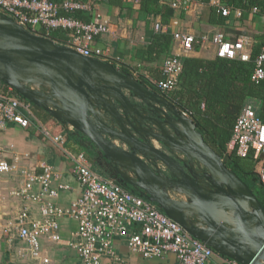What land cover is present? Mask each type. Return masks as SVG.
<instances>
[{"label":"built area","instance_id":"built-area-1","mask_svg":"<svg viewBox=\"0 0 264 264\" xmlns=\"http://www.w3.org/2000/svg\"><path fill=\"white\" fill-rule=\"evenodd\" d=\"M98 0H65L62 8L68 12L88 10L93 13ZM140 2V0H132ZM195 0H175L172 6L188 10ZM0 9L16 22L32 33L41 35L47 31L62 29L69 35L66 44L85 56L96 57L112 62L109 48L96 43L98 37L109 32V26L95 20L85 21L74 15H61L60 5L51 0H0ZM218 13L223 16L242 17L244 10L216 2ZM251 12L258 14L259 9L252 7ZM161 30V24L155 25ZM176 49L163 64L165 78L158 82L162 96L177 88L182 71V57L189 54L196 46L210 41L216 47V55L248 61L252 54V39L243 35L231 40L224 32H217L209 37L196 36L193 33L175 31ZM255 83L264 81V47L255 60L252 74ZM6 85V84H5ZM30 102L17 94L11 86L0 85V129L10 123L28 127L31 120L25 111H30ZM185 117H191L188 109L180 110ZM259 109L248 102L239 112L234 126L232 138L228 142L229 150L237 155L247 157L252 154L256 163L255 172L259 182L264 186V118ZM43 133L59 146L63 137L52 135L48 130ZM62 147V146H61ZM70 154L71 172L83 188L80 198L69 206H61L54 200L61 190L70 189L68 184L53 188L54 179L60 174L53 166H43L42 172H36L21 165L19 156L12 161L0 160V172H18L22 177L21 186L12 194L25 201L37 202L41 205V218H36L28 207L22 209L14 218L0 220V232L17 235L25 244L18 249V255L34 264H51L50 257L43 253V239L53 241L61 239L60 217H71L78 222L70 245L81 259L82 264H101L105 258L116 264H122L124 257L116 246L118 240L135 254L144 258L164 257L169 253L176 255L180 264H209L215 250L203 241L194 237L182 225L173 220L154 202L148 200L140 192L127 189L116 177L106 178L94 171L89 165L85 152ZM36 184L41 185L40 192H33ZM8 240L12 241L8 236ZM230 264H240L229 260Z\"/></svg>","mask_w":264,"mask_h":264},{"label":"water","instance_id":"water-1","mask_svg":"<svg viewBox=\"0 0 264 264\" xmlns=\"http://www.w3.org/2000/svg\"><path fill=\"white\" fill-rule=\"evenodd\" d=\"M7 18L14 21L9 17ZM16 23L19 24L18 22ZM19 26L31 38L41 36L49 39L53 43V47L49 48L33 42V46L19 59L15 56L16 54L11 53L9 55L7 53L12 61V65L9 67L3 65V60L0 57L1 82L13 87L22 98L43 107L59 121L73 125L79 132L90 138L113 162L123 181L139 187L141 194L151 202L156 203L165 214L182 225L194 237L206 243L216 252L227 255L240 264H264V206L261 200L247 183L226 165L222 156L203 140L190 117L182 115L181 111L173 104L171 105L173 106L174 119L169 123L168 127L159 118H154L155 120H153L152 115L143 116V112H149V110L152 111L153 108H156L152 104L153 100H148L150 98H147V95H150L149 93L152 94L154 91L148 89L139 81H135L132 75L120 71L110 62L85 56L66 44L57 42L47 36L32 33L20 24ZM66 51L75 54L79 60L78 67L73 74L75 76L71 79L67 77V68L63 60V54ZM50 56L61 61V68L57 73L58 78L52 76V72L46 67V61ZM4 58L6 59V56ZM33 61H38L40 64L34 75V80H39L40 83H49L50 86L52 84L56 86L64 84L79 92L80 100L77 103L78 106L75 112L60 113L57 110L58 101L53 99L58 98L59 100V96L53 92L57 90L54 89L51 93L38 91L27 87L22 82L20 74ZM91 62L99 63L103 66L108 65L121 75L133 80L144 91V93H141L133 87L127 88L131 91L130 95L135 96L136 99L137 97L142 99L136 103V100L131 99L132 96L125 95L122 92L126 87L114 90L111 86L105 85L103 88H107L111 92L109 102L105 100L103 106L106 109L107 117L99 122L100 126L96 125L92 120L96 113L88 109L91 101L89 91L93 90L94 87L86 79L84 66ZM52 71L54 70L52 69ZM157 97L166 101V98L159 93ZM127 102L130 103L132 108L128 116L125 115V111L121 113L119 108H117V103L125 104ZM109 115L113 120H110ZM187 121L198 132L204 149H199L189 136L188 141H183L185 132L180 129L179 123L180 125H185ZM149 128H159L161 132L152 133L148 130ZM168 131H173L177 134L171 135ZM146 136L158 138L171 150L173 147H177L183 152H190L193 154L194 159L209 167L205 171L198 173L193 169L191 163L188 165L165 149L157 147ZM112 137H117L125 143L118 145L113 141ZM116 156L126 159L130 164L123 166V163ZM157 163H160L164 169L158 167ZM125 171L133 172L137 179H131ZM119 176L117 178L120 181ZM218 176H222L221 181H219ZM200 177L209 181L210 188L201 185ZM166 185L180 188L189 194L190 199H192L189 203L193 204L194 207L190 216L185 217L179 202L166 194V188H164ZM218 196L232 204L237 222L235 227H229L219 221L211 212V205ZM241 200H247L251 204V209L244 207L241 204ZM200 221L203 224L200 225Z\"/></svg>","mask_w":264,"mask_h":264},{"label":"crops","instance_id":"crops-1","mask_svg":"<svg viewBox=\"0 0 264 264\" xmlns=\"http://www.w3.org/2000/svg\"><path fill=\"white\" fill-rule=\"evenodd\" d=\"M163 1L172 3L175 0ZM127 2L132 4L134 10L140 7V2L137 3L132 0H127ZM216 2L217 0H212L210 3H200L195 0L188 10L174 7L177 13L175 17L171 19L169 24H162L160 17L155 20L151 19L150 22H148L147 19H137V13L131 9H123L119 6L107 4L98 0L96 2L97 7L93 11L94 17L92 20L109 26V32L98 37L96 43L99 46L109 48L110 55L113 58L110 63L120 71L124 73H127L124 70L129 71L127 74L132 75L133 79L137 82L140 77V79L144 81L141 82L139 80L141 84L150 83L156 85L158 79L162 80L165 78L163 65L159 64L158 61H141L136 56V47L146 45L151 41L153 31H157L155 30V25L157 23L162 24L161 28L164 32L167 30L172 33L175 31H183L193 33L199 37L203 35L212 37V35L217 32H224L231 40H236L243 35H249L252 42L254 32L257 31L260 26L264 28V14H260V12L258 14H253L251 9L249 15H247L243 9L244 14L242 17H236L234 13L228 17L225 16L226 20L224 23L210 21L211 9L216 8ZM220 2L228 5L222 0H220ZM235 8L239 7H233V9ZM182 10L185 11V16L183 17L179 15ZM175 49L176 42L173 39L171 52ZM186 56L214 59L217 57L216 47L210 41H206L202 45L196 46L195 49ZM41 84L43 83L35 86L33 82L30 81L25 83L27 87L35 90H39ZM0 85L7 86L1 81ZM147 88L154 91L152 94L149 93L150 95H147V98H150L148 100H153L152 104L155 105L156 108H153L152 111L149 110V112H143V116L152 115L153 120H155L154 118H159L162 122L166 123L168 127L169 123L174 119L173 106L169 101H165L163 98L158 99V93L163 95L158 86H147ZM43 91L48 93L49 89L46 90L44 87ZM125 95L129 96V93ZM141 100L140 97H137L136 103ZM248 102L247 100V103ZM30 104V111H25L31 120V124L28 127H21L16 123H10L7 128L0 129V160L7 159L8 161H12L14 157L19 156L22 166H26L36 172H42L43 166L45 165L53 166L54 171L59 173L61 177L53 180L52 187L58 188L61 184H68L70 186V189L61 190L59 196L54 200L57 204L64 207L76 201L83 193L82 186L71 172L72 161L69 153L78 154L82 151L85 152L91 168L103 177L116 178L120 175L118 171H116L117 169H115L113 162L85 134L79 132L73 125L59 121L43 107L32 102H30ZM125 104L117 103V108H119L121 113L125 111V115L128 116L132 108L130 107V103L127 102ZM260 107L261 106H257L259 110ZM178 109L182 110L180 108ZM109 118L113 120L110 115ZM165 119H167V121H165ZM107 122L109 123V121ZM176 124L178 123L176 122ZM43 129L48 130L52 135H60L63 137L62 147L52 141L49 136H46L43 133ZM157 164L158 167L164 169L160 163ZM129 175L135 174L130 171ZM119 177L121 183L127 189L136 193L140 192L139 187L127 184L121 179V176ZM21 181L22 177L18 172H0L1 221L16 217L25 207L30 209L34 217H42L41 205L39 203L25 201L12 194L14 189L21 186ZM168 187L167 185L164 186V188ZM206 188H210V186ZM41 189V185L36 184L33 192H40ZM178 196V199L185 200L188 203L190 202L189 198H183L181 194H178ZM58 220L61 239L58 241H53L48 237L43 239V253L50 257L52 260L51 264H82L78 252L70 245L71 241L74 239L73 234L78 228V222L71 217H60ZM8 236L11 237L12 241L8 240ZM24 244L25 243L19 239L17 235H12L5 231L3 233L0 232V264H34L33 261L22 259L18 255V249ZM116 246L120 255L124 257V262L122 264H180L176 255L173 253H169L164 257L144 258L138 254L132 253L120 240L117 241ZM231 259L232 258L227 255L215 251L209 264H230L229 260ZM101 264L116 263L111 259L105 258Z\"/></svg>","mask_w":264,"mask_h":264},{"label":"trees","instance_id":"trees-1","mask_svg":"<svg viewBox=\"0 0 264 264\" xmlns=\"http://www.w3.org/2000/svg\"><path fill=\"white\" fill-rule=\"evenodd\" d=\"M51 1L60 5L61 15H74L85 21H91L94 17V14L88 10L78 9L73 12L64 10L61 6L65 0ZM99 1L113 4L123 9H131L137 13V19H147L148 22L151 19L155 20L160 17L162 24H169L171 19L177 14L172 3L163 0H140V7L137 10H134L132 4L127 2V0ZM196 1L210 3L212 0ZM222 1L233 7L244 9L247 15H249L252 7L259 8L260 14H264V0ZM0 14L13 19L1 9ZM179 15L181 17L185 16V11L182 10ZM225 20L226 17L218 13L216 8L211 9L210 21L224 23ZM40 33L57 41L65 42L69 38L68 33L62 29L47 31L43 28ZM173 38L174 34L169 30L164 32L161 28V30L153 31L150 42L136 47L137 58L143 62L158 61L159 64L163 65L172 54ZM263 46L264 28L260 26L254 32L251 45L253 51L248 61L219 56L214 59L182 57L183 68L179 75L177 88L173 91H168L165 98L175 107L191 111L190 118L203 140L223 157L226 165L247 183L264 206V186L259 182L255 172L256 163L253 155L241 157L234 150H229L227 147L228 142L232 138L235 120L249 98L258 97L262 99L259 114L264 118V81L255 83L252 80L255 60ZM124 71L129 72L127 70ZM139 80L144 82L140 77ZM157 84L145 83L144 85L158 86Z\"/></svg>","mask_w":264,"mask_h":264},{"label":"bare ground","instance_id":"bare-ground-1","mask_svg":"<svg viewBox=\"0 0 264 264\" xmlns=\"http://www.w3.org/2000/svg\"><path fill=\"white\" fill-rule=\"evenodd\" d=\"M33 42H35L39 45L49 47V48L53 47V43L49 39H46V38L41 37V36H37V37L35 36L34 38H31L25 32H23L21 30L19 24H17L14 21H11L10 19H8L7 17H5L3 15H0V57L3 60V65L8 67V65L5 63V60L10 59L9 55H11V53L16 54L15 56L18 57V59L21 58L24 47L27 46V47L31 48L33 46ZM7 53L9 55H7ZM69 53H70L69 51H66L63 54V60L65 61V65L67 68L66 73H67L68 77H69V75L73 74V70H76V68H74L72 63L69 61V57H68ZM5 56H6V59L4 58ZM50 58L55 64H57L61 68V63H60L61 61L57 60L53 56H50ZM46 65L47 66L49 65L48 61H46ZM84 67L90 68V69H92L98 73H101V74L103 73L106 76V78L113 84V86H116L119 88L133 87L138 92L144 93L143 89L140 86H138L133 80H130L129 78L121 75L117 71L110 68L108 65L103 66L99 63L91 62L89 64L87 63L86 66H84ZM97 78H100V77H97ZM21 80L26 83L25 80H23V79H21ZM114 90H117V89H114ZM61 92H62V95L64 97L65 103L63 106V111L60 112V108H59L58 109L59 112L60 113H67V112L73 113V112H75L77 100H80V96L77 94L76 90L74 88H71V87L63 84V85H61ZM57 105H58V103H57ZM179 127L183 132H185V135L183 136L184 142L188 141V136H189L193 140L194 144L199 149H204L203 146L201 145V137L199 136L198 132L195 130L194 126L189 121H187V124H185V125H183V124L180 125V123H179ZM173 150L183 152L180 149H178L177 147H173ZM183 153H189V154L193 155L190 152H183ZM116 157H118V156H116ZM120 159H121L120 161L123 163V166H125V164L127 162H129L126 159H123V158H120ZM208 167L209 166H207V168ZM193 169L195 171H197L194 167H193ZM197 172L201 173L199 171H197ZM218 179H219V181H221L222 176H218ZM201 185L204 186V183L201 182ZM178 202L181 206H183L184 208L187 209V212L184 214V216L185 217L190 216V214H192V212L194 210L193 204L188 203L185 200H178ZM241 204L244 207L251 209V204L247 200H241ZM222 207H224V212H226L228 214L229 221H222L221 219H219L218 214L216 212L212 211L214 208L221 209ZM211 212L213 213V215L216 219L227 224L229 227H234L237 223L235 216H234V209H233L232 204L221 199L220 196L216 201H214L212 203Z\"/></svg>","mask_w":264,"mask_h":264},{"label":"rangeland","instance_id":"rangeland-1","mask_svg":"<svg viewBox=\"0 0 264 264\" xmlns=\"http://www.w3.org/2000/svg\"><path fill=\"white\" fill-rule=\"evenodd\" d=\"M28 49H29V47H27V46L24 47V50L22 52V56L25 55V53L27 52ZM68 57H69V61L72 63V65L74 66V68L77 69L78 62H79L78 58L75 56V54H73L71 52L69 53V56ZM47 61L49 62V65L47 67L52 72L51 75L52 76H55L56 78H58V76H57L58 74L57 73H58V70L60 69V67L57 64H55L51 60L50 57H48ZM5 63L8 65V67L12 65L11 59H6L5 60ZM38 67H39V62L38 61L30 62V64L27 65V67L25 68V70L20 74V78L23 79V80H25L26 82L31 81V82H33V84L35 86H38L40 84V81L39 80L37 81L36 79L34 80V75L36 73V70H38L37 69ZM51 68L54 71H52ZM84 69H85L86 79L88 81H90V83L94 87L93 90L89 91V97L91 98V101L89 102L90 106L88 105V109H90V110H92V112L96 113L95 116H93L92 120H93V122L96 125L100 126L99 125V122L103 121L107 117V114L105 112L106 109L103 106L105 104V100H108V102H109V96H110V92H111V91H109V89H107V88L104 89L103 87L105 85L108 86V84H109L114 89H120V88L119 87H116V86H113V84L106 78V76L103 73L102 74L101 73H98V72H96V71H94V70H92L90 68H85L84 67ZM74 72H75V70H73V74H74ZM54 74H56V75H54ZM73 74L72 75H69V77H70L69 79H71V78H73L75 76ZM96 76L102 78V80L101 79H95V78H97ZM60 79H61V77H60ZM43 85H45V86H43ZM44 87H45L46 90L49 89V92L50 93L54 89L57 90V91H53V92L56 93L59 96V100H58V98H53V99L55 101L56 100L58 101V105H57L58 107L56 106L57 107V110L60 108V112H62L63 111V106H64V103L65 102H64V97H63L62 92H61V85L60 86H56V85L54 86V84H52L50 86L49 83H47V84L46 83H43V84H41V87L39 88L38 91H43V88ZM123 91H124L123 93H125V94L126 93H129V96H132L131 98L133 100H136V97L135 96L130 95L131 94V91L129 89L124 88ZM76 92L80 96V94H79V92L77 90H76ZM39 98L41 99V97H39ZM248 101L251 102V103H253L255 106H261V104H262V99H259L258 97H251V98L248 99ZM77 103H79V100H77ZM77 106H78V104H76V107L75 108H77ZM101 125H102V123H101ZM148 130L150 132H152V133H154L156 131L158 133L161 132L159 128L158 129H150L149 128ZM168 133H171V135H176L177 134L176 132H173V131H168ZM112 138H113V141H115V143H117L118 145H123L125 143V142H123L122 140H120L117 137H112ZM147 138H148V140L153 141V143L157 147H159L161 149H165L169 153L175 155L176 158H179V159L183 160L186 164L189 165L191 163V165L197 171L202 172V171H205L207 169V166L204 163L200 162L199 160L194 159L193 155H191L189 153H183V152H180V151H175L173 149L171 150L166 144H164L161 140H159L156 137L149 136ZM125 147H127V146H125ZM117 159L121 160L119 157H117ZM126 164L129 165L130 162H127ZM125 173L129 177L131 176L130 177L131 179H134V180L137 179V177L135 175H129L130 174V171H127V172L125 171ZM199 181L203 182L204 183V186H206V187L207 186H210L209 185V181H207L206 179H204L202 177L199 178ZM165 191H166V194L167 195L171 196L175 200H181V199H178L179 198L178 194H181L183 198L187 197V198L190 199L189 194L186 191H184V190H182L180 188L168 187V188L165 189ZM218 198H219V196H218ZM190 200L192 201V199H190ZM179 206H180V208L182 210V213L184 215L187 212V209L184 208L183 206H181L180 204H179ZM212 211L216 212L218 214L219 219H221L222 221H229L228 214L226 212H224V207H222L221 209L214 208ZM199 224L201 225V224H203V222L200 221Z\"/></svg>","mask_w":264,"mask_h":264},{"label":"flooded vegetation","instance_id":"flooded-vegetation-1","mask_svg":"<svg viewBox=\"0 0 264 264\" xmlns=\"http://www.w3.org/2000/svg\"><path fill=\"white\" fill-rule=\"evenodd\" d=\"M94 58H96V57H94Z\"/></svg>","mask_w":264,"mask_h":264}]
</instances>
